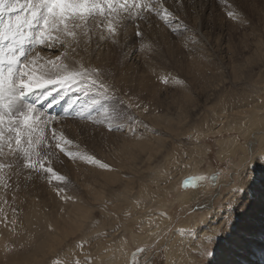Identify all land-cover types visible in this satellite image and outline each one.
Listing matches in <instances>:
<instances>
[{
	"label": "rangeland",
	"instance_id": "obj_1",
	"mask_svg": "<svg viewBox=\"0 0 264 264\" xmlns=\"http://www.w3.org/2000/svg\"><path fill=\"white\" fill-rule=\"evenodd\" d=\"M10 2L15 7L6 10L9 14L25 9L26 0ZM129 2L140 7L120 16L105 13L107 19L97 14L96 20L89 18L79 28L69 21L74 37L61 31V25V30L47 32L43 42L38 40V47L58 45L72 57L84 55L106 66L94 70L86 63L77 64L75 72L89 74L83 82L78 76L77 82L67 87L46 84L42 92L47 94L38 99L40 104L32 94V102L24 101L34 106L35 148L30 159L12 150L16 148L15 133L11 134L12 148L0 143V204L8 207L0 205V264L30 254L40 233L47 229L42 223L29 225L23 219L25 209L34 201L38 206L45 201L47 213H65L67 206L57 208L56 201L77 203L81 210H88L75 235L61 239L62 244L45 256L42 264H105L98 253L100 246L113 256L115 249L126 250V264H169L167 244L175 229L201 245L199 263L197 256H191L195 264H213L222 255L226 258L229 247L222 253L221 246L232 244L226 238L233 237L236 223H244L243 214L264 185L261 171L249 167L264 152V146H259L264 137V0ZM230 11L236 19L228 15ZM168 12L171 23L162 19ZM109 21L114 33L107 27ZM35 50L32 48L28 57ZM58 54V65L47 63L33 69L35 74L45 80L76 75L68 59L63 61L65 55ZM36 63L34 58L29 68ZM130 65H138L141 79L148 77L155 83V100L144 90L132 88L138 94H131L130 87L125 93L116 88L121 67ZM150 66L155 70L149 72ZM247 110L256 113L258 124L250 135L243 136L231 127V120L235 112L243 116ZM15 115L22 121L19 113ZM4 128L7 141V119ZM234 138L238 146L224 158L221 143ZM27 140V135L22 137L25 147ZM125 144H132L126 148L128 152L147 148L151 155L141 153L139 160L118 158L119 146ZM89 157L99 163H90ZM195 164L199 170L188 173ZM45 167L66 179H54ZM181 171L185 174L181 188L173 187L166 195L169 181L158 182L154 177L160 172L172 181ZM246 173H251L247 179ZM140 185L148 196L139 193ZM187 188H199L203 194L185 201L182 196ZM127 190L129 199L118 196ZM240 203L243 207H238ZM216 211L225 218L217 232L199 236V225ZM8 215H14L15 220L5 221ZM235 215L239 216L237 222H233ZM183 221H188L189 227L182 225ZM256 231L262 240L264 229L256 226ZM136 238L144 239L135 242ZM247 244L248 251H256L252 260L258 263L261 254L263 258L264 241L258 240V250L250 241ZM247 250L235 256L241 264H246L243 257L251 256Z\"/></svg>",
	"mask_w": 264,
	"mask_h": 264
},
{
	"label": "bare ground",
	"instance_id": "obj_2",
	"mask_svg": "<svg viewBox=\"0 0 264 264\" xmlns=\"http://www.w3.org/2000/svg\"><path fill=\"white\" fill-rule=\"evenodd\" d=\"M23 7H24V5L22 6V8ZM13 9H11V10H13ZM19 9H20V7H19ZM4 13H7V12L4 11L3 13H0V15H2ZM17 17H20V25L21 26L19 28L16 27ZM26 17H29V9L27 7H25L24 10L21 9L20 12L16 9V12L14 11V12H11V14L7 13V14L0 16V35H1V37H3L2 36L3 34L10 35L13 32H17L19 34L22 32L26 33L25 34V36H26L25 37V46H26L25 51H26L27 55L25 58H21L20 65H23L27 59L28 60L26 63L30 64V61H32L34 58H36L37 63L34 66H32L31 69H37V68L39 69L40 67H44L45 65H47V63L56 66V65H58L59 60L61 59V58H59L60 55L58 53H61V55H65L62 58L63 61L68 59L67 62H69L71 64L70 70L72 69V71L74 70L73 68L77 67V64L84 66V64L86 63V64L90 65L91 67H93L94 70L97 68L104 69V67L106 66L100 60L90 59V58L87 59L84 55H79L77 53H76L77 54L76 56L72 57V55L66 53V50L65 51L60 50L58 45L46 43V44L40 45L38 47V45H39L38 40L39 39H37V38L32 39L30 37H34L33 32L36 35L38 33L39 29L36 27H32L31 29H29L28 24L24 23ZM10 21H11L12 26H13L11 33H9V31L7 29V25L9 24ZM4 43H5L4 40L0 41V52H1V54H4V50H5V45H3ZM32 48L33 49L36 48L37 50H35V52L30 57H28V55L32 51ZM73 51L75 52V48ZM7 55H10V52H8ZM16 55H19V48H18V51L16 52ZM58 58H59V60H58ZM137 67H138V65H130L124 69H122V67H121V69L118 73V77L116 79L118 84L115 83L116 88L119 89L120 92L125 93V90H127L130 87L129 90H130L131 94H138L134 90H139V89L144 90V91H147L150 93L148 96L151 98V100H155V97H156V95L154 94L155 83L152 81L151 78H148V77L141 79V77H139V74L137 72ZM153 70H155L154 67L152 68L150 66L149 72H152ZM75 71L76 70H74L73 72H75ZM75 73H77V72H75ZM81 73H83V72H81ZM58 74H59V72H58ZM45 92L43 93L42 88H39V89H33V91L28 93V94L29 95H31V94L37 95V102L39 103L41 95L45 94ZM46 94H47V92H46ZM148 100H150V99H148ZM252 113L247 110L244 113L245 115L242 116V115H239L238 112H235L234 116H233V120H231V127L236 128V130H238L243 136L250 135V133L254 131L255 127L258 124V122L256 121L257 120L256 113H253V114ZM245 119L247 120V123H244ZM165 120H167L168 122L171 121V119L167 115H165ZM170 125H172V123ZM160 142H161V139H160ZM131 145L125 144L123 146H119L120 149L116 154L118 156V158H124L127 156V157H130L131 159H132V157H133V159H137L138 156L141 155V153H144L143 154L144 157L145 156L149 157V155H151L150 151L147 150V148L146 149L141 148L140 150H138L136 152L135 151H129L128 152L126 150V148L131 147ZM251 145L254 147L255 143L252 142ZM237 146H238V143H237V140L235 138L229 139L227 141H223L221 143V148H222V150H221L222 155L221 156L226 158L229 155L233 154L235 152ZM259 146H264V137H262L261 140L259 141ZM262 154L263 155L256 156L255 159L252 160V166L250 165L249 167L252 168L254 171L260 170L261 174L264 176V164L262 165V163L264 162V152H262ZM139 158H138V160H139ZM255 160H258V161H255ZM165 170H167V169H165ZM198 170H199L198 166L195 164L194 168L191 169V171L188 173L192 174ZM163 175L164 174L158 172V175H156L154 178H156L155 180L158 182H160V181L162 182L164 180L163 182L167 183L169 181L168 184L165 185L168 188V190L165 191L166 195L169 194V190L173 187L176 188V190H179L181 188V186H180L181 181L180 180L185 175L183 171L179 172L177 174L176 179H174L172 181H170L169 178L165 179L166 177H162ZM250 175H251V173H249V174L246 173L245 174L246 177H244V178L247 179V178H249ZM262 188H263V190H261ZM145 189L146 188L144 186L140 185V188L138 189L139 193L140 194H147V196H148V193L146 192ZM183 190H185V189H183ZM258 190L259 191L257 192V195H255L254 199L252 200L251 205L247 207L245 215L243 214V216L246 217V219H244L242 221L244 223H241L240 225H239V223H236V225L234 227V231H232L233 237L232 238L231 237L226 238V239L231 240V243L233 244V246H232V244H223L221 246L223 249L222 253H223V251H226V249L229 247L227 252L224 254V256H226V258H223V255H222V257L219 256L220 257L219 262H218V260L214 259L215 262L213 264H241L240 261L236 260L235 256H239L240 254L244 255L243 254L245 252L244 250H247V248H246L247 247L246 245H248L247 241H250V243L252 244V248H254V250L259 249V246L256 244L258 242V240L264 241V238L261 240L260 239L261 236L259 235V232L256 231V226L264 229V211H263V209H264V185H263V187H259ZM247 193H249V192H247ZM129 194H130V192L127 190L118 196H121L122 199L125 198L124 200H127V199H129ZM202 194H203V190H201L199 188H194V190L187 188V190H185V194L182 196V199L185 201H190L191 199L192 200L196 199L197 197L201 196ZM149 198H151V196H149ZM40 203H41V201H40ZM2 204H4V205L0 204L1 207L3 206V208H5L7 210L8 209L7 204H5V203H2ZM42 204H44V205L38 206L35 204V201L32 204L30 202V205L27 207V209L24 208L26 211H24V218L23 219H25V222L29 225H34V224L37 225L39 223H42L46 226L47 229L43 233H40L39 242L37 243L36 246H34V249H36V250L33 249V251L30 254H27V255L25 254L21 258L15 259L14 261L11 262V264H33V263L42 264L44 257L45 256L47 257L50 254H53L57 250L56 249L57 246L62 244L61 239L65 240V239H68V238L75 235V233L78 231V229L84 223V218L86 217V215H84V213H86V212L88 213V210L84 211V210H81V208L77 207L79 205L77 203H72L69 205H63L61 201H56V206H57V208H60V206L61 207L67 206L64 214H61L59 211L47 213L45 210H43V209H45V207L47 205L46 202L42 201ZM26 206H27V204H26ZM238 207H243V205H241V203H240ZM76 210H78V211H76ZM260 213H261V215H260ZM7 214H8V212H7ZM222 217H223V215L216 211L211 215V217L206 218L205 221L203 222V225L202 224L199 225V229H200V230H198L199 236L204 237V235L215 234V232H217V230L219 229V226H221V224H222L221 221L225 219ZM238 219H239V216L235 215L233 222L234 221L237 222ZM0 220H1V217H0ZM14 220H15L14 215H8V217L6 218L5 221H7L9 223V221L13 222ZM181 224L184 225L185 227L186 226L189 227V225H190L188 221H183V222H181ZM206 224H208L209 228H207ZM52 226H53V229L51 230L50 228ZM204 228H205V230H204ZM191 235H193V234H191ZM247 238L249 240H247ZM142 239H144V238H136L135 242H140V241H142ZM170 239L171 240L167 244L168 245L167 255H168V259H169V264H191V263L195 264L196 262L193 259H191V256H197L198 263H199V259L202 257V254H203V253H201V250H200L201 245L197 244L198 243L197 241L192 240V236L184 235L182 232L175 229ZM226 242H228V241H226ZM121 243L124 246L127 245V241H125V240H121ZM230 246H232V247L230 248ZM197 247L199 248V250H195ZM100 248L104 249L103 246H100ZM100 248L98 249V253H99L101 260H103V262L105 264H120V263L126 264V262L128 261V255H127L128 252H126V250L124 251L123 249H117V250L115 249L114 256H113L111 254L108 255L110 253L109 251L106 253L105 249L103 250ZM194 251H196V252H194ZM237 251H239V253ZM248 252L251 253V256H249L250 259H249V257L247 259V258L242 256L243 260L246 264H259V261L264 262V254H263V258H261L262 254L260 257H258V263H257L256 261L254 262V260H252V259H255L256 255H257L255 253L256 251L252 252L251 250H249ZM40 255H42V256L44 255L42 257L43 259L41 258Z\"/></svg>",
	"mask_w": 264,
	"mask_h": 264
},
{
	"label": "snow or ice",
	"instance_id": "obj_3",
	"mask_svg": "<svg viewBox=\"0 0 264 264\" xmlns=\"http://www.w3.org/2000/svg\"><path fill=\"white\" fill-rule=\"evenodd\" d=\"M15 7V4L11 3L10 0H0V13L6 10H11ZM25 7L29 9V17L25 18L24 23H27L29 29L36 27L39 32L32 39L38 38L43 42L45 35L51 29L55 28L61 30L60 26L63 25V31L68 36H75L76 33L71 30V26L68 23L73 22L75 27L79 28L89 22V18L96 20L97 14L101 17H105V13L108 16H120L124 13L130 14V9L139 8V4H132L129 0H26ZM148 7V5H145ZM159 13V9H156ZM167 12V10H164ZM171 13L168 12L166 16H162L168 23H171L169 17ZM228 15L233 19H236V15L233 12H229ZM107 19V17H105ZM79 22V23H77ZM20 17H17V25L19 28ZM11 21L7 25L9 32L12 31ZM107 27L111 32H115L116 29L113 27L111 21L108 22ZM19 33L13 32L12 39L18 43L21 48L23 46V39L16 40V36ZM137 35H140L138 32ZM3 39H9L7 34H3ZM26 53L20 51L19 55L15 54L13 49L12 54L8 55L7 58L0 54V143L6 142L9 148H12L11 141L13 139L12 133H15V145L16 148L12 149L15 151H21L26 159H30L34 154L35 144L32 136L36 131L34 128L35 121L31 115L33 105H25L24 97L27 93L33 91V89L43 88L46 84H60L62 87L70 86L71 83L77 82V76L80 77V82H83L89 74L77 73L76 75L59 76L57 79H43L35 74L33 69L29 68L28 63L20 65V56H24ZM89 83L95 84V80H89ZM103 88V85H101ZM19 113L22 117V121L15 115ZM7 119V141H5L6 131L5 122ZM23 125L21 127L20 125ZM27 135V146L22 144V137ZM39 143V140L35 142ZM57 147H60L58 144ZM0 147V151H2ZM90 163H99L94 157L88 158ZM28 167H33L32 163L27 164ZM102 167H108L106 164H102ZM46 173H51L54 179L63 181L66 178L58 175L54 172L52 167H45ZM195 179H203L202 177H193ZM187 183V181L185 182Z\"/></svg>",
	"mask_w": 264,
	"mask_h": 264
}]
</instances>
